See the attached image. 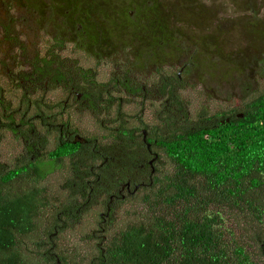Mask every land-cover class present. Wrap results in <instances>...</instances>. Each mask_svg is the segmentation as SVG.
Segmentation results:
<instances>
[{
    "label": "trees",
    "instance_id": "16d2710c",
    "mask_svg": "<svg viewBox=\"0 0 264 264\" xmlns=\"http://www.w3.org/2000/svg\"><path fill=\"white\" fill-rule=\"evenodd\" d=\"M235 1L239 6L246 2V7L255 11V16L259 13L255 9L257 0ZM158 3L159 0H145L140 13L136 14L137 19L130 20L137 29V46H132V39L125 30L129 18L120 16L121 26L114 31L117 33L114 40L117 50L133 54L131 68L134 65L141 70L152 67V72L161 75V68L166 63L162 51L171 43L179 59L187 57L181 61V67H185L184 74L190 73L192 48L185 46L181 34L168 30L169 16L161 15ZM261 5L264 8V2ZM195 6L199 8H194V19L199 22L198 27L201 23L204 28L197 36L190 33V39L202 37L205 30L212 27L208 20L215 17L210 13V17L202 22V16L207 12L205 4L194 0ZM257 26L261 27L264 46L263 17ZM92 31L101 32L96 25L92 26ZM231 38L234 40V36ZM159 39L165 41L160 52L157 51ZM53 51L56 55L54 53L52 57L59 59L57 50ZM155 59L159 63L155 64ZM50 68L47 66L43 72L45 76L49 75ZM52 72L51 81L57 77L54 76L57 72L65 79L60 71ZM177 77L174 78L178 81ZM129 85L125 84L126 87ZM182 104L177 106L185 114ZM69 105L71 110L74 104ZM100 105L92 104L90 109L99 113ZM44 109L40 104L41 124L38 128L32 127L26 132L30 137L34 130L37 137L42 138L38 149L47 145L41 128L46 127L48 115ZM25 122H9L7 129L17 133L32 126V122L28 126ZM187 127L172 130L169 134H176L171 137L161 134L159 146L164 147L173 171L162 177L156 176L143 198V209L131 214L134 220L126 228L106 238L108 243L103 247L106 252L103 256L99 253L92 264H261L248 246L234 237V231L225 226V216L227 214L238 222L242 218L248 227L255 229L254 243L264 247V92L240 108ZM136 131L124 128L120 135H112L115 143H121L120 150L128 160H137L136 156L140 154L137 136L131 138ZM140 133L138 138L141 139L142 131ZM1 137L4 136L0 124V140ZM63 155L66 153L61 149L55 153V157ZM46 160L42 154L39 162L34 164L28 155L17 164L15 160L14 166L10 167L0 161V264H83L85 261L82 245L70 249L64 243L67 232L59 228L63 223L74 227L79 219L75 212L68 210L69 215L61 214L63 223L58 221L57 215L50 229H39V222L47 217L44 215L48 214L46 209L52 208L53 204L48 193L41 190L42 184L60 165L58 162L52 166ZM31 251L35 253L30 254Z\"/></svg>",
    "mask_w": 264,
    "mask_h": 264
},
{
    "label": "rangeland",
    "instance_id": "374dc122",
    "mask_svg": "<svg viewBox=\"0 0 264 264\" xmlns=\"http://www.w3.org/2000/svg\"><path fill=\"white\" fill-rule=\"evenodd\" d=\"M73 1V5L76 8L74 13L76 17L82 14L87 15L90 20H94L100 26H107V31L108 27H111L112 21L118 16L117 12L120 10V6H122L120 5L121 0ZM201 1L205 4L204 10L207 11L202 16V22L210 17V13H214L215 17L211 18L210 22L208 20L212 27L206 29L202 37H194L193 39H190V33L193 36L194 34L197 36V32L204 28L203 25L200 26L201 23L198 27L197 24L199 22L194 19V8H199V6L194 7V0H159L158 3L161 15L169 16L168 30L170 32L173 31L175 34H181L185 38V46L192 48L190 52V73H185L180 83L174 82V88H176L177 94L181 96L182 106L186 111L184 114L178 111L179 106L176 105H171L168 110L166 109L165 101L169 99L170 94L166 97L160 96L161 80L164 77H175L181 69V61L187 58L179 59L178 52L171 43L162 51L165 54L166 63L161 68V72H163L161 75H158L156 71L152 72V67L149 70L137 69L134 67L135 65L131 68L130 64L133 60V54L131 52L124 54L117 50L116 44L112 41L114 36L109 34L111 39L106 43H103L104 40H99L104 39L105 34L100 36L94 34L92 43L95 46L92 47V53H86L83 51L84 49L80 50L81 48H77L76 44L69 40L64 41L63 48L58 50L59 41L54 36L58 35L57 30L60 29L59 18L45 13L40 19V15L35 13V8L36 6L48 8L49 5H56L54 15H63L64 11H62V8L66 0H45V3H37V5L35 0H23V4L16 0H11L12 7L8 0H0V26L13 25V33L21 34L20 40L23 46L26 47L25 51H21L19 50L20 48L16 47V49L14 48L15 51L10 55L11 63L16 65V67L21 65V69L24 70L22 74L20 73L23 80L22 88L11 83L14 80L10 78L8 70L0 65V85L3 87L2 97L6 107L9 112H15L22 107L20 112L13 113L15 124H19L22 114L25 113H28L26 120H30L29 118L31 117L34 118V115L38 113L37 108L40 104L45 108L44 110H46L47 114L62 112L61 109L55 108L48 113L47 102L51 101L50 98L61 100L64 94L61 88L54 90L55 84L53 85V91L50 90L49 92V89H46L52 84L46 78L44 80L41 79L40 76L44 73L41 72L37 76H33V79L36 80H33L35 81L33 84L24 80V74L29 72L31 65L38 63L37 60L35 63L34 58L30 56L31 54H28L30 52L37 54L38 58L51 62L53 64L52 67L56 65L57 60H60V58L66 59V70L63 71L72 73V77L78 75V68H92L98 73L97 81L102 87L111 88L110 94L116 100L113 105H108V101L104 99L100 105L102 106L100 107L101 112L94 113L88 110L86 106H82L83 109L81 110L77 104H74V106H71L70 114L69 112L67 113L69 116L67 114L63 115L66 120L76 123L82 135L94 134L100 140L99 146H103V153L105 154H108L105 144H110L107 140H111L112 135H120L121 130L124 128L137 130L136 145L140 147L138 153L142 154L144 148L142 147L141 139L138 137L141 134L140 132L146 128V125L149 126V130L151 128L159 129L162 135H168L172 130L197 125L199 120L217 117L223 112H227V110L240 108L243 103L251 101L264 92V46L262 45L263 41H261V27L257 26L262 17L264 18V8L261 5L264 0H257L258 5L255 9H258L259 13L256 16L255 11L246 7L247 3L244 0H240L241 3L244 2L241 6L235 0ZM3 2L5 6H3ZM252 6H254L253 3ZM12 21L13 23H11ZM117 25L119 24L117 23ZM37 28L41 32L40 37L36 35ZM3 31L0 27V34ZM207 34L208 36H206ZM209 35H213V37ZM46 36L48 39L45 38ZM230 36H234V40L233 38L230 39ZM137 45L139 43H135L132 46ZM111 49H113L112 53L108 51ZM53 50H57L59 59L52 57L55 53ZM190 55H188V58ZM1 56L6 57L4 49L0 52ZM153 62L155 64L159 63L156 59ZM10 68L12 73H17V70ZM127 80L132 84L131 87H139L140 92L137 96L126 94L124 87ZM17 81H19V78ZM81 81L83 80L80 79ZM171 82L173 80H168V83ZM46 83L47 85H45ZM143 86H146L149 93L147 99L144 98ZM24 93H28L27 97H29L26 101H21ZM120 98H122V102ZM29 100L33 103L36 100L39 101L36 108L32 106L30 109ZM169 102L172 103L171 100ZM49 107H52V105H49ZM3 111L0 109V120L7 123L8 121L3 119ZM164 119L167 121L165 125ZM40 124L41 122L34 120L32 121V126H28L27 129L32 127L37 129ZM41 128L42 136L46 135L47 126ZM3 133L1 132L2 136ZM5 134L8 139L3 141V137H1L0 161L10 167L14 166L17 155H19L21 141L18 140V142L11 139L10 132ZM116 143L118 148L121 149L119 147L122 146L121 143H118V141ZM67 164L72 166V164ZM89 171L90 166L83 169V172L88 173ZM172 171L173 168L169 161L160 163L157 176L162 177L166 172L171 173ZM99 173L102 175V185L98 186L95 192L94 199L96 196L98 197L96 200L93 199L95 205L87 208L89 210H86L80 217L81 222L79 218L77 223L73 224L74 227L67 231V240L64 242L70 249L82 245L81 248L84 250L85 260L83 264H92V260L99 254L96 246L102 244L101 246L106 247V238L109 239L133 222L134 217L131 214L143 209L142 201L148 193L147 188H145L131 198L130 201L128 200L125 203L115 202L113 215L105 227L106 231L104 233L100 232L97 223L102 221L100 214L106 211L104 205L112 195H119L121 187L116 183L117 179H114L113 176L118 174L121 177H126L131 172L121 167H113L109 170V173ZM62 177L59 174L53 175L48 179L47 183L43 184L45 189H50L48 197L53 204L52 208L46 209L48 212V214H44L47 216L46 219L39 222L41 223L39 226L40 231L50 229V226L55 222L56 216L58 214L63 215L61 212L65 213L66 210L67 212L69 210L74 213L80 202L78 193L85 186L77 185L69 180L64 190L61 188L60 178ZM144 182H147V180L144 179ZM86 191H88V186ZM122 191L126 193L123 188ZM96 202L100 203L96 205ZM225 219V226L234 231V237L246 244L255 258L261 264H264V247L261 243H254L252 239L255 229L248 227L242 218L238 222L226 214ZM33 250L35 251V249ZM34 251H31L30 254L32 252L35 253Z\"/></svg>",
    "mask_w": 264,
    "mask_h": 264
},
{
    "label": "flooded vegetation",
    "instance_id": "af4514ba",
    "mask_svg": "<svg viewBox=\"0 0 264 264\" xmlns=\"http://www.w3.org/2000/svg\"><path fill=\"white\" fill-rule=\"evenodd\" d=\"M17 2H21L23 4V0H16ZM26 1V0H25ZM36 5L45 3V0H35ZM127 1V2H126ZM129 1V2H128ZM73 0H66V2L63 3L62 14L54 15L56 12V5L50 6L48 8H42L41 6H36V11L38 15H40V19H42V15L45 13H48L51 16H57L59 18V24L60 29L58 31V35L54 36L55 39H57L58 42V50L63 48L64 41H70L74 42L76 44L77 48H81L80 50H83L86 53H90L93 51V48L95 46L94 43V34L96 36L104 35L103 43H106L111 38L109 35H113L114 39L117 37V33L114 32L120 24V16L126 15L129 20L127 21V26H125V30L128 32V37L132 39V43H138L137 39V29L136 26L130 24L131 19H137L136 14L140 13V6L143 7V2L145 0H121L120 2V10L117 12L118 16L115 17L113 23L111 24V27H108V31L106 29L107 26L103 25L100 26L99 24L95 23L94 20H90L89 16L87 15H79V17H76L74 14L76 12V8L73 5ZM8 3L11 5V0H8ZM3 6H5V3L3 2ZM61 11V12H62ZM101 12V11H100ZM33 19V18H32ZM137 21V20H136ZM119 25H117V23ZM13 23V21L11 22ZM96 25L101 32H93L92 26ZM2 28L3 33L0 34V52L2 49L6 52V57H0V65L1 67H5L6 70H8V74L12 78L11 81L12 84L20 86L22 88L23 80L21 79V74L24 70L21 69V65L17 66L13 65L11 63V57L10 55L15 51L16 47L20 48L19 50L25 51L26 47L23 46L21 42L20 35L21 34H14L13 25L11 26H0ZM136 30V31H135ZM109 34V35H108ZM36 35H41V32L37 28ZM136 35V36H135ZM48 39V37H45ZM163 38V37H162ZM42 39V38H40ZM164 39V38H163ZM165 40V39H164ZM159 45L158 52L161 51V47L165 45V41L157 40ZM57 45V44H56ZM88 45V49H87ZM15 48V49H14ZM101 49V47H100ZM109 52H113V49L108 50ZM107 51V52H108ZM92 53V52H91ZM31 54L34 59V62L36 63V60L38 63L31 65V69L27 74H24V80L33 84L36 80L33 79V76H37L38 73H43L47 69V66H51V71L48 73L49 75L41 74V79L44 80L45 78L49 81H51V72L52 70L60 71L64 76L62 77L59 72H57L54 76L56 77L54 81H51L52 84H55L57 88H61L63 90L64 96H62L61 100H55L54 98H50L51 101L49 103L47 102L49 111H53L52 109L59 108L62 110V112L53 114L49 113L46 118V126H47V133L43 137L45 138V142L47 145H45V148L38 149L39 139L34 130L32 131V136H27V128H22L20 132H13L9 131L7 128L9 127L8 122H14V114L21 111L22 107H20L19 110L15 112H9L8 108L6 107V104L4 102V98L2 97V89L0 85V109L3 111V119L7 120L8 122L5 123L2 120H0L1 124V132L7 133L10 132L11 139H14L15 141L20 140L21 141V149L19 151V155H17L16 158V164L19 163L21 160L24 161V159L30 155L31 161L36 164V162H39L40 155L45 154V157H47V160L49 163L53 166L55 163H60L59 167L56 168L52 173L49 174L47 179L43 181V184L47 183L48 179L53 175H60L63 176L60 178L61 180V188L65 190L66 184L70 181L73 183H76L77 185H84L85 187L82 188V190L78 193V196L80 198V202L78 206L75 209V215L77 217H81V215L87 210V208H90L91 205L94 206L95 203H93V199L95 196V192L97 190V187L102 185V175L99 172H108L113 167H121L126 169L129 173L126 177H121L118 174L114 175L113 178L117 179L116 183L119 184L120 190L119 195H112L108 202L105 203L106 211L105 213L100 214V218L102 219L101 222H98V227L100 232L106 231V226L109 220L111 219L113 215V206L116 204L115 202L125 203L128 200L130 201L131 198H133L135 195H137L142 189L150 188L153 186L154 181L156 179V176L158 175L160 163H167L168 157L166 154V151L164 147L159 146V138H161V133L159 129L151 128V130L148 129V125H146V128L142 130L143 136L141 137L142 141V147L144 148L142 154H138L137 160H128L126 156H124L122 150L118 149L117 144L114 142V139L111 137V140H107L110 144H105V149L108 151V154L103 153V146H99L100 140L95 137L94 134H87V136L82 135L79 127L74 122H70L69 120H66L63 118V115L65 116L69 111V104H77L80 108L82 106H86L88 110L92 111L90 109V106L92 104H102L104 99L108 101V104L111 105L114 104L116 98L110 94L111 88H105L102 87V85L97 81V75L98 73L94 71L92 68H78V75L71 76L72 73L64 72L63 70H66L65 63L66 59L61 58L54 67H52L53 64L49 62L48 60H44L43 58H38V55L35 53H28ZM125 54V51H124ZM61 56V54H60ZM37 57V59H36ZM40 65V66H39ZM12 67L14 70H17V73L14 74L11 71ZM184 71L185 67H181L179 73L176 75L178 78V81L173 77H164L161 80V91L160 96L166 97L168 94H170L169 99H167L166 102V109L170 108L171 105H178L180 102L181 104L182 99L181 96L177 94L176 88H174V82L177 81L180 83L184 78ZM21 73V74H20ZM53 73V72H52ZM13 76V77H12ZM53 76V77H54ZM19 78V81H17ZM84 81L80 82V79ZM35 80V81H33ZM168 80H173V82L168 83ZM126 83L130 87H124L126 94L130 96H137L140 92L139 87H131L132 84L129 83L127 80ZM47 85V83L45 84ZM63 85V87H61ZM174 88V89H173ZM46 89H49L53 91L52 87H47ZM105 89V92H104ZM142 91L145 93L144 98L147 99L149 97V93L147 91L146 86L142 87ZM169 92V93H168ZM28 93H24L23 97L21 98V101H26ZM105 96V97H104ZM47 98V97H46ZM121 102L123 101L122 98H120ZM172 101L170 103L169 101ZM39 101L36 100L34 103L29 100L28 104L30 109L32 106L38 105ZM49 105L52 107H49ZM63 105V106H62ZM69 105V106H68ZM39 111V107L37 108ZM179 112H182L180 109H178ZM69 112V114H70ZM94 112V111H92ZM96 113V112H94ZM67 114V116H69ZM20 121H26V126L29 125L32 121H40V115L37 113L34 115V118H29L30 120H26V116L28 113L22 114ZM164 125L166 124V119L163 120ZM44 125V124H43ZM20 128V127H18ZM183 128V127H181ZM184 128H188L185 126ZM129 133L131 131H128ZM26 134V135H25ZM173 134H176V132H172L169 134L171 137ZM20 135V137H18ZM136 134H132V139L135 137ZM2 138L3 141H6L7 135H3ZM39 136V135H38ZM107 139V138H106ZM113 139V140H112ZM136 139V138H135ZM2 142V141H1ZM19 142V141H18ZM101 147V148H100ZM62 150L66 153V155L55 157V153L59 152V150ZM104 149V150H105ZM159 151H158V150ZM120 150V151H119ZM68 151L70 153H68ZM43 152V153H41ZM21 156V157H20ZM47 160L45 162H47ZM99 162V163H98ZM58 163V164H59ZM67 163L72 164V166H69ZM87 166H90V171L88 173L83 172V169ZM20 167V166H19ZM98 171V172H97ZM144 179L147 180V182H144ZM42 182V181H40ZM42 184L41 190L44 191L46 194L49 193L50 189H45V187ZM88 186V191H86V187ZM136 186H139L138 189H136ZM123 190L126 192L124 193ZM48 195V194H47ZM98 198L95 197L94 200ZM100 202H96V205H98ZM69 215V212L67 210L65 211L66 214ZM61 215L58 214V221L63 223V220L60 219ZM81 222V218H80ZM63 228V232H67L70 230L71 226L69 224L61 225ZM77 226V225H76ZM108 243V242H107ZM102 244H99L96 246V249L99 251V253L104 255L106 252Z\"/></svg>",
    "mask_w": 264,
    "mask_h": 264
},
{
    "label": "water",
    "instance_id": "95a60500",
    "mask_svg": "<svg viewBox=\"0 0 264 264\" xmlns=\"http://www.w3.org/2000/svg\"><path fill=\"white\" fill-rule=\"evenodd\" d=\"M139 188V186H136V189H138Z\"/></svg>",
    "mask_w": 264,
    "mask_h": 264
}]
</instances>
